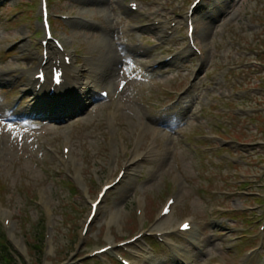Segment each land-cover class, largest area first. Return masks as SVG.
I'll return each instance as SVG.
<instances>
[{
	"label": "rangeland",
	"instance_id": "1",
	"mask_svg": "<svg viewBox=\"0 0 264 264\" xmlns=\"http://www.w3.org/2000/svg\"><path fill=\"white\" fill-rule=\"evenodd\" d=\"M190 1L141 0L140 11L165 17L179 11L184 16ZM203 3L195 18L196 31L199 42L208 46L211 54L210 61L202 64L199 78L204 83L210 82L211 76L220 73L219 69L224 66H233L234 74L231 70L224 80L221 79L203 112L200 106L195 107L188 121L174 132L155 129L154 115L185 85L197 66L196 59L181 68L171 67L153 73L148 68L156 59L186 45L182 25L168 41L152 48L149 45L157 41L156 32L147 30L142 39L136 41L131 26L144 19L140 14L128 13L123 0H103L99 8L90 9L50 0L54 15L70 12L89 22V27L80 31H68L58 22L53 23L55 33L75 53L76 66L83 70L82 79L98 83L100 69L110 71V84L121 100L117 102L127 105L133 115L118 112L115 126L109 130L104 118L112 100H89L86 108H76L61 118L52 117L49 126L36 129L14 119L12 102L26 89L25 75L31 74L36 65L32 53L36 51L38 37L33 28L36 23L33 9L37 1L10 0L0 9V70L14 69L21 75V80L13 86L0 88V202L2 209L12 215L16 237L24 234L32 264H42L39 250L31 249L40 236L34 238L35 232L43 235L44 231L38 224L44 220L43 214L33 199L38 194L37 187H44L54 218V243L44 264H58L75 251L83 256L111 243L108 241L110 235L114 242L130 238L135 230V201L145 200V222L148 223L171 194L173 175L180 178L182 187L173 217L176 221L191 218L199 236L201 250L193 252L194 264H238L243 251L257 245V241H248L242 235L256 231L254 221L262 213L250 209L264 203V67L258 62L264 63V0H204ZM232 15H238L233 23L229 21ZM93 23H97V28ZM13 43L16 47L3 53L4 48ZM104 43H108V47ZM106 53L112 59L116 54L117 58L106 67L96 64ZM247 67L248 70L244 69ZM235 93L240 96L236 97ZM223 95L225 101H220ZM87 96L91 97V93ZM219 101L224 106L222 110L218 108ZM32 103L26 95L20 107L27 108ZM247 109L262 111L253 115L247 113L244 117ZM140 128L144 130V141L136 149L133 136ZM64 134H70L72 156L80 165V175L89 185L91 199L101 184L112 180L123 161L131 157L128 151L137 150L141 154L151 137H157L156 151L160 156L153 157L156 161L148 159L137 165L136 176H129V179L136 178L132 186L161 163L164 153H173L166 170L146 188L139 191L126 185L110 193L90 226L87 238L82 241L79 233L88 205L82 196L71 193L75 190L73 184L66 181L68 178L62 171L57 155H60L59 145ZM213 135H221L228 142L235 139L245 146L228 144L231 153L225 150L209 153L206 147L219 146L220 142L208 139ZM113 147L122 154V161L120 157L115 163L111 161ZM92 173L98 178V185ZM242 183L245 186L238 187ZM245 192H258L262 201H255ZM206 199L210 204H206ZM208 206L213 211L211 219L206 216ZM115 209L117 213L112 214ZM225 211L230 212L224 216ZM10 244L11 255H15L17 248L12 241ZM263 254L264 248L261 256ZM146 262L142 260L141 263ZM256 262L254 259L249 263ZM154 263L174 264L165 248H159L146 264ZM87 264H94V261Z\"/></svg>",
	"mask_w": 264,
	"mask_h": 264
},
{
	"label": "bare ground",
	"instance_id": "2",
	"mask_svg": "<svg viewBox=\"0 0 264 264\" xmlns=\"http://www.w3.org/2000/svg\"><path fill=\"white\" fill-rule=\"evenodd\" d=\"M154 30H156V32H157V34L161 37L162 36V29L161 28H157V29H154ZM104 45L106 46V47H108V43L107 44H105L104 43ZM110 45V44H109ZM107 55H103V59H97V63L96 64H101V65H103V67H106V66H108V65H110L112 62H113V59L115 58H117V55L115 54V55H113L114 56V58L112 59V56L109 54V53H106ZM111 79V78H110ZM110 79L108 80V82L107 83H111V81H110ZM87 83L85 84V85H89V84H91V83H94L95 81L94 80H90V79H88L87 81H86ZM82 95V94H81ZM83 95L85 96V95H87L85 92L83 93ZM112 95H113V93L111 92L110 93V95H109V98L108 99H110L111 97H112ZM88 100V99H87ZM82 101H84L83 99H82ZM77 104H81V102L79 101ZM72 105V104H71ZM55 106V113H56V116H60L61 114H62V111L64 110L63 109V107H62V104H56V105H54ZM154 156H158V151H156L155 152V150L153 151V152H151L146 158H148V157H150V158H152V157H154ZM138 157H140V155H136V153H133V156H132V158L127 162V165H130L129 167H137L136 165L134 166V162H136L137 160H138ZM155 160H156V158H155ZM136 164V163H135ZM132 169V168H131ZM131 169H129L128 171H131ZM106 184H109V183H106ZM129 183H126V182H123V185H120L121 186V188H123L124 186H126V185H128Z\"/></svg>",
	"mask_w": 264,
	"mask_h": 264
},
{
	"label": "trees",
	"instance_id": "3",
	"mask_svg": "<svg viewBox=\"0 0 264 264\" xmlns=\"http://www.w3.org/2000/svg\"><path fill=\"white\" fill-rule=\"evenodd\" d=\"M5 247L6 246L4 244H0V262H5V264H14L11 258H8L5 254H3Z\"/></svg>",
	"mask_w": 264,
	"mask_h": 264
},
{
	"label": "snow or ice",
	"instance_id": "4",
	"mask_svg": "<svg viewBox=\"0 0 264 264\" xmlns=\"http://www.w3.org/2000/svg\"><path fill=\"white\" fill-rule=\"evenodd\" d=\"M184 229H186L187 227H188V225L187 224H185V225H183L182 226Z\"/></svg>",
	"mask_w": 264,
	"mask_h": 264
}]
</instances>
